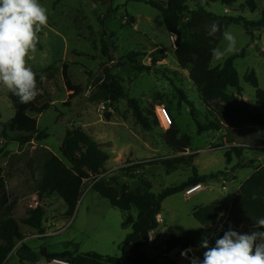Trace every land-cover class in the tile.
Returning <instances> with one entry per match:
<instances>
[{
	"label": "rangeland",
	"instance_id": "1",
	"mask_svg": "<svg viewBox=\"0 0 264 264\" xmlns=\"http://www.w3.org/2000/svg\"><path fill=\"white\" fill-rule=\"evenodd\" d=\"M148 1L110 0L103 4L97 0H40L49 10V20L39 33L42 50L37 48L30 54L28 63L35 73L53 64L61 71L62 64L67 63L72 82L82 86L84 92L73 99L70 107H65L70 93L64 87L61 72L52 82L45 83L39 95L48 93L53 106L42 115L33 116L38 120L39 130L46 131L48 137L42 141L35 138L21 146L15 142L18 133L12 132L9 126L15 115L8 98L10 92L0 86V169L4 171L11 201L16 202L11 213L0 210V220L11 215L20 222L25 237L4 264H45L50 254L64 252L96 253L114 258L119 264H129L122 249L132 229L123 224L129 215L137 218L136 209L124 213L112 207L92 190L94 182L89 179L74 216L68 217L65 204L53 199L52 204L42 201L38 184L49 153L66 161L61 148L68 130L72 129L83 130L109 155L105 165L107 177H117L132 190L144 189L142 179L151 183L157 195L187 181L192 169L182 168L167 174L163 166L151 165L142 171H128L134 166H129L132 163L177 156L164 141L166 131L160 125L145 130L137 122L130 100L136 101L142 110L153 107L156 111L157 106H166L181 135L190 138L191 146L185 155L197 154L194 166L200 175H216L202 184L203 190L187 196V189L163 202L159 228L151 233L145 249L157 264H190L180 250L165 256V242L179 236L177 233L202 228L193 217L195 209L218 200L230 207L236 187L255 168L264 165V117L259 121L253 116L257 112L264 115V104L256 103V89L245 80L246 74L254 71L259 88L264 91V28L245 30L241 25L228 28L237 39L238 50L231 55L242 54L235 60L242 92L239 96L237 90L230 89L229 93L249 104L252 114L248 121L233 124L229 119L224 122L219 119L224 125L222 131L200 135L198 123L204 125L219 118V101H212L208 108L203 103L189 72L181 69L175 58L172 33L167 31L161 12L147 4ZM156 1L166 4L168 0ZM248 1L238 0L232 7H226L207 0H193L188 6L190 10L201 7L217 16H243L248 21L259 22L264 0H254L255 12L247 7ZM103 43L110 49L109 57L103 55ZM225 43L222 39L218 47L223 48ZM158 49L165 58L154 64L151 53ZM132 52L141 53L134 64L126 59ZM226 59L213 58L211 68L222 66ZM108 77L118 80L125 89L126 97L118 103L106 101L100 90L99 85ZM5 125L8 138L2 134ZM233 148L241 149V155L237 156ZM249 161L252 166H248ZM39 205L45 210L44 234L21 223ZM193 251L203 259L205 249ZM30 257L32 260L28 261Z\"/></svg>",
	"mask_w": 264,
	"mask_h": 264
},
{
	"label": "trees",
	"instance_id": "2",
	"mask_svg": "<svg viewBox=\"0 0 264 264\" xmlns=\"http://www.w3.org/2000/svg\"><path fill=\"white\" fill-rule=\"evenodd\" d=\"M107 3L110 0H97ZM193 0H168L166 4L149 0L147 4L161 12L165 27L168 32L176 35L175 58L181 69L189 72L191 81L196 86L201 100L208 108L212 101L218 100L219 118L204 125L198 123V133L222 131L224 125L219 120H230L233 124H244L252 114L249 104L246 101L237 99L235 94L229 93L230 89L238 91L241 95L242 89L239 82V74L235 67V60L242 57V54L229 56L224 64L217 68H211L213 60L211 49L218 47L222 41V32L231 25L243 26L245 30L253 28H264V11L259 22L248 21L243 16L222 17L214 15L204 8L190 10L188 2ZM209 3H221L226 7H232L238 0H207ZM247 7L255 12L257 7L254 0L247 2ZM218 21L220 31L215 36H209V26L212 21ZM37 48L42 50L40 43ZM103 55L109 57L110 49L103 43ZM158 54L160 55L158 57ZM139 52H132L126 59L134 64ZM154 64L165 58L162 50L158 49L151 53ZM141 69L150 68L141 67ZM61 72L64 87L70 95L65 107H70L74 98L83 94L84 89L80 85H75L69 76V65L63 63L60 69L56 65L36 73L38 88L40 91L45 87V83L52 82ZM46 79L41 82L40 76ZM247 83L256 89V103L264 104V91L259 88L258 78L254 71L245 76ZM100 90L106 101L118 103L126 97L125 89L118 80L108 77L100 85ZM14 109L15 115L9 123L12 132L18 133L15 142L21 146L30 144L35 138L42 141L48 134L41 132L38 127V120L33 115H42L53 105L48 93L38 95L36 99L27 104L19 102L11 92L8 95ZM130 107L137 122L145 129L151 130L153 126H158L155 109L142 110L138 103L130 100ZM170 111V110H169ZM171 113V112H170ZM172 115V114H171ZM256 120L262 119V113H254ZM6 135V125L2 132ZM164 141L170 146L177 156L163 158L159 161L144 162L130 167L128 171H142L151 165H161L166 169L167 174H171L182 168L192 169V176L185 182L167 188L160 194L152 191L149 181L142 179L143 190H132L125 182H120L117 177H107L108 171L105 165L109 160V155L101 150L100 146L81 129L68 130L63 142L61 152L64 161L53 153H49L43 166V173L38 184V195L42 198L45 195L56 194L61 198L67 207L66 215L73 217L81 200L86 180L92 179V190L101 197L108 200L110 205L124 213L132 209L138 211L135 219L129 215L126 217L123 227H131L132 231L127 235L123 244V256L129 264H157L155 258L148 256L146 247L150 242V235L159 228L163 202L191 187L205 184L209 179H214L215 174L200 175L194 166L197 154L185 155L191 146L190 138L181 135L176 122L173 119V126L164 133ZM240 156L242 150L233 148ZM180 154V156H178ZM229 158V153L227 155ZM229 161V159H228ZM240 168V167H238ZM4 171L0 169V210H7L11 213L16 202L11 201L7 191ZM220 174V173H219ZM132 178H135L132 176ZM193 217L202 225V228L195 231L184 232L179 236H174L165 242L164 255L169 256L173 251H183L189 247L198 249L202 237L207 236L210 246H213L215 239L223 236L220 230L221 225L226 231L229 225L233 230L247 233L254 230L255 220L264 217V166L257 169L239 188L236 196L229 207L223 201H215L212 204L197 208L193 212ZM45 210L42 206L31 209L21 223L41 234L45 233L44 228ZM264 231V229H260ZM21 224L11 215L0 220V264H4L14 251L17 243L24 239ZM200 249V248H199ZM68 259L71 264H119L114 258L104 257L96 253L76 255L71 252L61 254H50L49 258Z\"/></svg>",
	"mask_w": 264,
	"mask_h": 264
},
{
	"label": "clouds",
	"instance_id": "3",
	"mask_svg": "<svg viewBox=\"0 0 264 264\" xmlns=\"http://www.w3.org/2000/svg\"><path fill=\"white\" fill-rule=\"evenodd\" d=\"M49 10L40 0H0V86L18 97L19 102H33L40 93L36 73L28 61L39 43V33L46 28ZM218 21H212L208 35L219 32ZM226 42L223 48L211 49L212 57L226 59L237 49V39L227 28L222 32ZM46 79L40 76V81ZM254 230L241 233L229 225L223 236L215 239L213 246L207 236L201 238L197 248H203V259L196 256L191 247L183 250L181 256L190 264H264V217L255 220ZM180 235V233H177ZM189 253H193L189 256Z\"/></svg>",
	"mask_w": 264,
	"mask_h": 264
},
{
	"label": "built area",
	"instance_id": "4",
	"mask_svg": "<svg viewBox=\"0 0 264 264\" xmlns=\"http://www.w3.org/2000/svg\"><path fill=\"white\" fill-rule=\"evenodd\" d=\"M172 39H173V43H174V45L176 47V44H175L176 35L175 34H172ZM155 114H156V119L158 120L159 125H160L161 128H163L165 131H168L169 129L172 128V126H173V117H172L169 109L166 106H164V105L157 106ZM136 164H139V163H132V164H129V166L130 165H136ZM199 186H202V184L197 185L195 187L189 188V190H187L185 192V194L187 196H191L189 194L195 188H197ZM45 264H71V263H70V261L68 259L54 257V258H50L49 260H47Z\"/></svg>",
	"mask_w": 264,
	"mask_h": 264
},
{
	"label": "crops",
	"instance_id": "5",
	"mask_svg": "<svg viewBox=\"0 0 264 264\" xmlns=\"http://www.w3.org/2000/svg\"><path fill=\"white\" fill-rule=\"evenodd\" d=\"M252 161H249L248 162V166H252V163H251ZM264 166V165H263ZM262 167V166H261ZM260 167V168H261ZM257 169H259V168H255V170L252 172V174L254 173V172H256L257 171ZM251 174V175H252ZM250 175V176H251ZM250 176H247V177H245L243 180H242V182L236 187V189H235V191H234V196L237 194V192H238V190H239V188H240V186L250 177ZM233 196V197H234ZM42 201L43 200H46V202L48 203V204H50V202H51V200L53 199L54 201H58V203L60 204H64V202H63V200L61 199V198H59L56 194H53V195H45V196H43L42 198ZM80 203V202H79ZM51 204H52V202H51ZM41 206V205H40ZM159 221H160V219H159ZM70 224V223H69ZM63 230V229H62ZM61 230V231H62ZM46 233V232H45ZM27 240L28 239H26L25 241L27 242ZM17 251H18V249L15 251L16 253H17ZM27 253H29V252H27ZM32 257H30L29 259H28V261H31L32 259H31Z\"/></svg>",
	"mask_w": 264,
	"mask_h": 264
},
{
	"label": "bare ground",
	"instance_id": "6",
	"mask_svg": "<svg viewBox=\"0 0 264 264\" xmlns=\"http://www.w3.org/2000/svg\"><path fill=\"white\" fill-rule=\"evenodd\" d=\"M201 190H203V186H199V187L195 188L189 195H193L194 193L199 192Z\"/></svg>",
	"mask_w": 264,
	"mask_h": 264
}]
</instances>
